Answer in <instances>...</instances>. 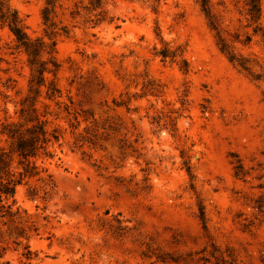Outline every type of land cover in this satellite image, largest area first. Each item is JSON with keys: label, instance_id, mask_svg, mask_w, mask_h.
Returning <instances> with one entry per match:
<instances>
[{"label": "rangeland", "instance_id": "obj_1", "mask_svg": "<svg viewBox=\"0 0 264 264\" xmlns=\"http://www.w3.org/2000/svg\"><path fill=\"white\" fill-rule=\"evenodd\" d=\"M36 119L0 264H264V0H0V148Z\"/></svg>", "mask_w": 264, "mask_h": 264}, {"label": "trees", "instance_id": "obj_2", "mask_svg": "<svg viewBox=\"0 0 264 264\" xmlns=\"http://www.w3.org/2000/svg\"><path fill=\"white\" fill-rule=\"evenodd\" d=\"M96 1L100 2V0ZM1 18L4 20L5 15L3 14ZM8 24L18 45L25 48L27 53L32 56V63H35L43 50V42L30 40L16 21L9 20ZM162 55L167 56L168 53L163 52ZM44 70L41 72L39 70V73ZM6 128L11 145L9 150L0 148V213L2 215L11 213L10 206L6 205L4 201L15 196L17 186L22 184L26 177L38 173L35 163L30 159L40 155L51 156L49 146L58 139L56 134L48 133L45 122L39 119H36L31 126L10 123L6 125ZM14 156L17 157L15 167H13Z\"/></svg>", "mask_w": 264, "mask_h": 264}]
</instances>
